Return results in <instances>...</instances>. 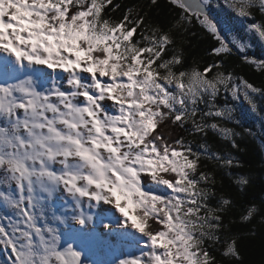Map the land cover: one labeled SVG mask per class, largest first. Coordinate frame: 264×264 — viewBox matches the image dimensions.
Wrapping results in <instances>:
<instances>
[{"label": "rangeland", "instance_id": "1", "mask_svg": "<svg viewBox=\"0 0 264 264\" xmlns=\"http://www.w3.org/2000/svg\"><path fill=\"white\" fill-rule=\"evenodd\" d=\"M174 1L182 5L181 0ZM203 1L211 4L208 5L210 13L201 14L200 19L221 39L220 50L236 49L235 43L245 40H252L251 43L256 40L264 42L263 32H260L256 23L251 22L255 16L264 14V0ZM10 2L0 0L2 20L7 16ZM25 2L28 4L26 16L21 13L18 20L28 24V28L34 25L31 30L34 40L39 45L46 41L47 46L58 53L60 61L46 58L44 53L43 60L32 56V62L22 68L0 46V60L6 64V70L0 71V84L5 87V91L0 94V151L10 157L7 160L10 187L0 186V204L3 206L0 209V264H136L138 253L145 258V264H207L209 259L204 254L205 249L202 250L204 241L199 234L205 203L196 197L193 189L200 183L198 161L188 148H180L169 154L161 146L154 147V155L148 152L150 157L144 159L143 156V160L138 161L137 154H142L139 143L144 142L138 133L145 129L147 117L143 119L140 116L142 112L136 104L140 111L139 117L134 108L128 114V123L117 120L121 108L109 93L103 92L98 109L105 117L104 123H108L110 134L99 149V156L106 159V165L97 167V164L88 162L84 157V152L91 147L90 140L94 137L96 123L88 114H83L80 103L84 102V98L81 94L84 82L85 88L94 87L95 77L101 76L98 74L101 73V64L109 69H103L105 73L101 74L105 75L104 78L108 80L107 76H117L119 82L115 87L123 93L132 92L134 98L143 96L138 86L146 82L148 90L145 89V94L150 102L154 101L153 97L157 101L162 97L164 102L174 97L171 91L174 80L161 76L159 71L158 75L153 74L147 57L143 59L138 55L133 62L134 67H131L123 62L125 59L116 58L111 50L106 51L107 58L102 61L90 57L87 49L79 48L76 51H81V58L90 65H76L72 60L73 50L65 49L62 40L67 39L63 34L68 33L69 28L63 27L65 32L56 30V33H50L58 18L69 19L70 11L54 8L52 0H39L36 6L29 0ZM100 2L84 0L83 38L86 41L101 39L109 29L99 21ZM88 6L91 10H88ZM221 6L223 10L220 16L218 11ZM51 8L57 13L52 12ZM227 14L232 16L231 23ZM235 17L238 26H235ZM242 21L248 24L244 29L243 24H240ZM94 25L99 29H94ZM90 31L103 32L93 38L88 35ZM108 31L104 39L111 35L110 39L117 48H122L123 43L133 36L125 28ZM9 36L0 31L1 40H9ZM1 66L5 68V65ZM26 72L29 76L25 75ZM78 75L82 76L79 89L74 86ZM15 78L18 82L10 85ZM232 84V93L237 99L256 105V98L260 97L256 89L237 80H233ZM73 89L77 95H62V90ZM254 109L258 108L253 106L251 110L255 112ZM146 110L150 117L155 116L148 106ZM240 112L246 114L241 102L229 111V115ZM256 114L255 120L246 119L264 136V123L262 125L260 122L264 120V115ZM73 121H77V125ZM117 121L121 123L120 130L114 131L112 126ZM78 134L83 136L84 146L76 144L75 136ZM111 138L115 139L116 149H110ZM153 159H156V164ZM169 165L179 176V182L172 186L173 189L158 179ZM122 173L128 176L130 186L127 187V183L124 186L126 178ZM22 180L31 196L28 192H20ZM132 186L136 190L141 188L144 194H157L155 197L158 201L153 202L156 208L152 210H158L159 204L167 208L168 212L163 216H166V223H170L177 234L172 236L173 241L168 231L155 235L161 240L155 245L160 254L152 252L154 247L150 246L144 229L132 221L134 216L126 207ZM114 189L120 193L116 194ZM45 201H49L53 209L42 213ZM138 202L143 201L139 199ZM23 204H27L32 211L31 217L25 210H20ZM6 210L15 213L9 216L12 217L9 221L8 218L4 219ZM183 236L186 243L178 247L177 241L184 242ZM90 237L94 240L93 249L89 248L92 245ZM170 242L176 245L177 251L172 250ZM158 255H163L160 262L156 259Z\"/></svg>", "mask_w": 264, "mask_h": 264}, {"label": "trees", "instance_id": "2", "mask_svg": "<svg viewBox=\"0 0 264 264\" xmlns=\"http://www.w3.org/2000/svg\"><path fill=\"white\" fill-rule=\"evenodd\" d=\"M5 1H11L7 15L18 18L22 13L26 16L25 0ZM29 1L35 6L39 2ZM60 1L52 0V6L69 10V19L58 18L50 33L65 32L63 27L69 28L70 31L63 34L67 39L62 40L65 49L73 50L74 58H80L77 49L85 48L90 57L105 61L106 51L111 50L116 58L125 59L127 66L134 67L135 57L139 55L143 59L147 57L153 74L158 75L159 71L161 76L174 80L171 87L174 97L166 102L162 97L148 101L146 82L138 86L143 96L137 105L143 119L148 117L146 128L139 136L145 146L150 147L155 142L169 154L188 148L198 161L201 185L193 189L196 197L205 203L199 234L204 241L202 250L205 249L204 254L209 259L207 264H264V136L246 119L255 120L256 113L264 115V42L245 40L235 43L236 49L222 51L221 39L202 22L201 14L191 12L174 0H100V23L109 29L125 28L133 34L122 48H117L111 35L104 39L109 29L95 42L83 38L84 0ZM222 10L221 6L220 16ZM51 11L57 13L53 8ZM227 16L231 23L232 16ZM236 17L234 22L238 26ZM251 22L264 34V14L255 16ZM240 24L243 29L248 26L243 21ZM100 32L103 31H90L88 35L96 38ZM103 69L109 70L101 64V73H105ZM233 80L256 89L260 95L256 105L236 98L232 93ZM131 93L120 92L118 97L133 100ZM240 102L246 114L229 115ZM146 106L155 116L148 115ZM253 106L258 108L254 109L256 113L251 110ZM260 122L263 125L264 120ZM5 156L0 152L3 188L8 187L5 183L9 165ZM158 179L170 187L179 182L171 165ZM156 195L141 192L132 195V209L148 235L168 231L173 241L172 236L177 233L163 216L167 208L159 204L158 210H152L156 208L154 200L158 201ZM139 199L143 202L139 203ZM44 204L53 209L49 201ZM183 241H177V246L186 243L185 236ZM170 245L177 251L173 242Z\"/></svg>", "mask_w": 264, "mask_h": 264}, {"label": "water", "instance_id": "3", "mask_svg": "<svg viewBox=\"0 0 264 264\" xmlns=\"http://www.w3.org/2000/svg\"><path fill=\"white\" fill-rule=\"evenodd\" d=\"M181 2L191 11V12H196L199 11L200 13L203 14H208L209 9L202 2V0H181Z\"/></svg>", "mask_w": 264, "mask_h": 264}]
</instances>
